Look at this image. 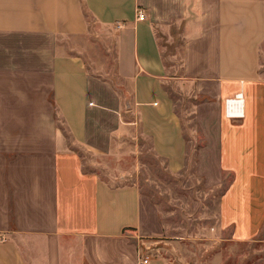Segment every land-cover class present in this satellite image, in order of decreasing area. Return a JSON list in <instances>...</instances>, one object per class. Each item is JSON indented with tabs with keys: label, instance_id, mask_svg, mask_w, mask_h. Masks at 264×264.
I'll return each instance as SVG.
<instances>
[{
	"label": "crops",
	"instance_id": "0c3cea01",
	"mask_svg": "<svg viewBox=\"0 0 264 264\" xmlns=\"http://www.w3.org/2000/svg\"><path fill=\"white\" fill-rule=\"evenodd\" d=\"M98 32L99 61L81 44ZM141 138L220 190L234 239L259 234L264 0H0V264H167L140 249L163 232L133 178ZM84 152L133 164L104 172Z\"/></svg>",
	"mask_w": 264,
	"mask_h": 264
},
{
	"label": "rangeland",
	"instance_id": "374dc122",
	"mask_svg": "<svg viewBox=\"0 0 264 264\" xmlns=\"http://www.w3.org/2000/svg\"><path fill=\"white\" fill-rule=\"evenodd\" d=\"M88 40L82 41V47H88L90 56L99 61L112 39L98 32ZM140 146V167L134 171L133 178L143 193L156 202L163 224L161 236L144 238L141 252L147 250L150 255L161 256L167 264H264V225L249 240L234 239L231 228H221L218 223V188L206 189L190 174L169 173L164 161L150 150L147 139L141 138ZM84 154L89 166L104 172L105 169L120 172L119 168L125 171L133 164L132 160L126 162L129 158L124 154L105 156L106 159ZM105 162L108 167H100ZM230 178L226 174V182Z\"/></svg>",
	"mask_w": 264,
	"mask_h": 264
},
{
	"label": "built area",
	"instance_id": "2783aa9c",
	"mask_svg": "<svg viewBox=\"0 0 264 264\" xmlns=\"http://www.w3.org/2000/svg\"><path fill=\"white\" fill-rule=\"evenodd\" d=\"M144 13L141 10H137V18H143ZM242 101L241 93H236L233 97L226 98L224 100V111L227 115L230 116H240L241 110L238 111V105L237 102ZM231 107V112H229V109ZM148 262L147 257H141L139 260V264H146Z\"/></svg>",
	"mask_w": 264,
	"mask_h": 264
},
{
	"label": "bare ground",
	"instance_id": "6f19581e",
	"mask_svg": "<svg viewBox=\"0 0 264 264\" xmlns=\"http://www.w3.org/2000/svg\"><path fill=\"white\" fill-rule=\"evenodd\" d=\"M241 101H239V102H237V105H238V111H240L241 110ZM229 112H231V107H230V109H229Z\"/></svg>",
	"mask_w": 264,
	"mask_h": 264
}]
</instances>
